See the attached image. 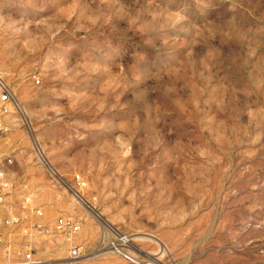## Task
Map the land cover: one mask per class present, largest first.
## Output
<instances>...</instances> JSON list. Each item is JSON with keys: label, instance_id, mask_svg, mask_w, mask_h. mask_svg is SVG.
<instances>
[{"label": "rangeland", "instance_id": "374dc122", "mask_svg": "<svg viewBox=\"0 0 264 264\" xmlns=\"http://www.w3.org/2000/svg\"><path fill=\"white\" fill-rule=\"evenodd\" d=\"M3 89L2 213L81 231L0 264H264V0H0Z\"/></svg>", "mask_w": 264, "mask_h": 264}, {"label": "built area", "instance_id": "2783aa9c", "mask_svg": "<svg viewBox=\"0 0 264 264\" xmlns=\"http://www.w3.org/2000/svg\"><path fill=\"white\" fill-rule=\"evenodd\" d=\"M9 100H11V94L7 89H3L0 94V102L2 106V112L8 111L5 105ZM0 123V130H6ZM11 192V183L0 182V246H5L7 244L6 240V230L8 228H18L22 235L27 237L34 236H56L57 234H64L69 237H73L81 231V224L69 217L59 216L52 223H45L40 220L32 219L29 214L15 213L4 215L2 213V208L6 206L8 197ZM33 213L39 218L44 215V211L41 208H33ZM132 235L125 232H116L112 239L109 240L108 246L114 252L120 254L128 261L134 264H166L156 258L152 257H139L130 251L133 244ZM10 245L7 247V253ZM82 247L79 245H72L69 251V259L75 261L79 259L82 254ZM33 248L30 245H25V250L21 255V260L19 263H4V264H33L35 262L33 256Z\"/></svg>", "mask_w": 264, "mask_h": 264}]
</instances>
